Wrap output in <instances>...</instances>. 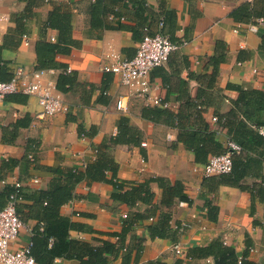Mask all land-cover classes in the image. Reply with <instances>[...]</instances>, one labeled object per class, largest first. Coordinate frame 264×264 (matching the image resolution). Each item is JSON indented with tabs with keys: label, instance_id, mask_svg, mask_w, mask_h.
Wrapping results in <instances>:
<instances>
[{
	"label": "crops",
	"instance_id": "crops-1",
	"mask_svg": "<svg viewBox=\"0 0 264 264\" xmlns=\"http://www.w3.org/2000/svg\"><path fill=\"white\" fill-rule=\"evenodd\" d=\"M146 15L135 16L133 9H121L124 21L131 27L138 26L142 34L153 35L158 22L163 18L162 31L171 40L186 41L180 50L170 54L166 63L153 69L149 76L148 98L129 96L128 89L118 84L113 74L108 87H103L105 73L101 68L109 62L108 54L114 51L121 58H131L136 53L139 40L123 30H105L100 38H89L85 30L89 27L90 7L94 0H49L34 8V16L24 24L28 44L13 32L14 19L23 12L25 0H0V52L1 62L7 73L17 67L24 71L36 69L35 44L42 37L56 38V32L42 30L48 12L53 5L62 4L71 12L74 39L80 45L72 48L68 55H58L57 61L65 64L75 74V84L65 93H57L67 104V110L52 117L40 119L37 99L24 93L7 95L0 102V192L5 185L21 181L22 186L45 190L53 174L48 167L83 166L94 159V149L108 136L116 133V121L122 115L130 124L142 132V147L116 146L112 156L118 164L117 175L125 181H140L146 175L166 177L171 182L181 181L185 186L186 202L175 203L171 208L170 225L173 229L183 222L190 227L178 233L177 242L185 249L192 246L209 245L213 239H227L237 254L245 247V238L251 240L249 258L264 264V224L254 227L253 219L263 223V206L255 205L254 216L250 215V195L236 187L220 185L215 191L203 187V165L194 162V154L177 142V130L162 123H153L141 117L142 106L152 105L160 99L163 106L177 112L181 101L188 96L196 99L199 90L206 93L203 101V117L210 127L217 129L216 139L226 147V130L218 127L212 117H225L238 97L236 88L256 89L264 92V77L254 74L253 69H264V22L261 18H249L248 12L258 0H145ZM236 12V18L233 16ZM255 26L252 30L250 26ZM224 44L225 59L217 71L209 64V58L217 50V43ZM60 70L50 75L53 82ZM229 85L231 87H229ZM209 87V88H207ZM105 90L107 103L99 99ZM123 97L126 112L115 108L116 101ZM151 103V104H150ZM160 106V105H157ZM264 118L262 112L259 113ZM255 119L256 116L252 115ZM79 126L92 132L91 137L81 139ZM31 154L34 161L26 159ZM16 159L18 165L11 172L1 169V162ZM264 173V167H263ZM38 182L34 183L33 180ZM155 192V203L159 202L161 190L151 184ZM75 198L60 208L61 215L77 224L69 230L71 239L96 244L94 240L115 238L107 233L118 232L128 208L119 205L111 209V186L87 180L75 187ZM211 201L218 208L216 222L207 219L205 204ZM23 203L30 204L29 201ZM31 227L35 221L27 223ZM29 238V231H21V244ZM138 238H143V250L137 261L132 251L128 264H147L159 261L175 264L171 250L173 242L167 239H150L144 223L134 225L126 238L132 247ZM122 255L109 264H121ZM186 264H212L211 259L191 260ZM54 264H79L75 260L56 259Z\"/></svg>",
	"mask_w": 264,
	"mask_h": 264
},
{
	"label": "trees",
	"instance_id": "trees-1",
	"mask_svg": "<svg viewBox=\"0 0 264 264\" xmlns=\"http://www.w3.org/2000/svg\"><path fill=\"white\" fill-rule=\"evenodd\" d=\"M26 6L22 13L14 19L15 27L10 31L19 36L20 40L26 34L27 20L34 16V8L45 3V0H25ZM133 9L135 16L146 15L145 0H94L90 7L89 27L85 35L89 38H100L105 30H123L131 32L135 40H141L142 31L138 26L131 27L120 20L123 16L121 9ZM236 12L233 16L236 18ZM249 18H261L264 22V0H258L248 12ZM50 29L56 32L54 41L42 36L35 44L36 69L60 70L56 77L55 87L60 93L67 92L75 84L73 71L66 72L65 64L57 61L58 55H68L72 48L80 45V41L73 37L71 12L67 6L58 4L48 12L42 23V30ZM2 45L0 46V52ZM224 44L217 43L216 53L209 58V64L216 72L219 64L224 61ZM5 64L0 58V81L10 80L12 73H7ZM111 79L105 73L103 87H108ZM229 87H231L229 85ZM238 92L233 102L232 110L225 116L217 117L218 127L226 130L228 140L240 147L238 153H231V170L229 173L204 177L202 185L209 191H215L218 186H232L250 195V215L254 216L255 205L263 206L264 210V138L259 135L257 128L264 125V92L256 89H244L232 86ZM209 88V87H207ZM206 93L199 90L196 99L189 96L181 101V107L173 112L162 105H146L140 109L141 117L153 123H162L177 130V142L194 154V162L205 165L209 157L223 154L227 148L216 139L217 129L210 127L203 117V101ZM99 99L107 103L106 92L102 90ZM256 116L255 119L252 118ZM91 129L86 130L79 126V137H91ZM116 146L138 147L145 157L142 147V132L130 124L129 118L120 116L116 121V133L105 137L95 148V157L83 166L48 167L53 177L45 190L32 189L21 186L15 189L13 184L5 185L0 192V209L8 202L9 196L15 194L16 213L23 223L35 221L31 227L30 253L38 264H54L56 259L75 260L79 264H109L110 260L122 255L121 264H128L132 251H135L134 261H137L143 250V238H138L132 247L126 245V238L133 230L134 225L144 223L150 239H167L177 242L178 229L170 225V208L178 202L190 204L191 200L185 195V186L181 181L171 182L166 177L146 175L140 181H125L118 177V164L112 156ZM28 155V154H27ZM27 155L25 156L27 159ZM28 160V159H27ZM16 159H6L1 162L4 172H11L18 165ZM87 180L94 183H104L111 186L110 198L112 207L125 205L127 215L123 218L118 232L107 233L115 241L106 239L90 242L71 239L69 230L77 224L61 215L60 208L75 198L76 185ZM151 184H156L161 190L158 203H155V192ZM29 201L30 204L23 203ZM206 215L210 222H216L218 208L211 201L206 202ZM254 227L264 224L253 219ZM245 247L241 254H237L229 243H223L220 238L213 239L209 245L192 246L186 249L185 258L191 260L211 259L212 264H261L249 258L251 240L245 238ZM182 260L176 259L175 264ZM147 264H163L159 261H150Z\"/></svg>",
	"mask_w": 264,
	"mask_h": 264
},
{
	"label": "built area",
	"instance_id": "built-area-1",
	"mask_svg": "<svg viewBox=\"0 0 264 264\" xmlns=\"http://www.w3.org/2000/svg\"><path fill=\"white\" fill-rule=\"evenodd\" d=\"M48 1L45 0V3ZM163 25V18H160L157 32L153 35H143L137 44L136 53L133 57L121 58L114 51H110L108 54L109 62L103 64L101 68L102 72L113 74L118 84L128 89L129 96L146 100L150 89L149 76L151 71L164 65L171 53L180 50L187 44L186 41L171 40L162 31ZM250 28L255 30L253 25ZM22 40L25 45L28 44L26 35L22 37ZM49 40L54 41L55 38L50 37ZM54 71V69L24 71L23 68L17 67L12 71L10 80L0 81V102L4 101L9 94L24 93L37 99L40 107L37 117L40 119L65 112L67 104L62 95L56 92L55 83L50 76ZM66 72H71V70L66 69ZM252 72L264 77V69L262 71L253 69ZM123 99L121 97L115 103V108L120 112L127 111ZM151 103L152 105L166 106L158 98L153 99ZM211 120L216 122L217 117H212ZM257 131L264 138V125L259 126ZM80 138L85 139L83 136ZM226 148L227 151L225 153L209 157L208 162L201 170L202 176L209 177L230 172L231 153L233 151L238 153L240 147L234 142L227 140ZM27 159L34 161V157L31 154L27 155ZM33 182L37 183L38 180L34 179ZM13 185L15 189L22 186L19 180H15ZM16 202L17 198L13 193L9 196L6 205L0 209V264H38L30 253L31 227L20 220L15 209ZM188 227H190V223L183 222L178 227V231L181 232ZM24 228L29 231V238L24 244H21V231ZM222 241L225 244L227 239L223 238ZM171 250L176 259L182 260L180 264H186L185 262L188 261L185 258L186 249L180 242H174L171 245ZM252 251L253 249L250 248V252Z\"/></svg>",
	"mask_w": 264,
	"mask_h": 264
}]
</instances>
